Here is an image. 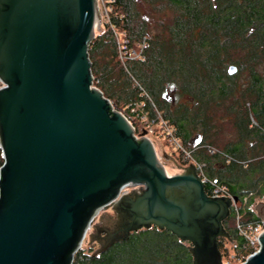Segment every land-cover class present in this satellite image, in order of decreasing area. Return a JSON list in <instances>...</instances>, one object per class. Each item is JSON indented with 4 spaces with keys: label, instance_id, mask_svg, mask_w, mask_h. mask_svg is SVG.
<instances>
[{
    "label": "water",
    "instance_id": "1",
    "mask_svg": "<svg viewBox=\"0 0 264 264\" xmlns=\"http://www.w3.org/2000/svg\"><path fill=\"white\" fill-rule=\"evenodd\" d=\"M100 24L99 0H0V264H73L88 233L97 255L153 226L187 241L193 264H223L240 196L210 195L194 163L160 156L93 84ZM260 242L243 264H264Z\"/></svg>",
    "mask_w": 264,
    "mask_h": 264
},
{
    "label": "trees",
    "instance_id": "2",
    "mask_svg": "<svg viewBox=\"0 0 264 264\" xmlns=\"http://www.w3.org/2000/svg\"><path fill=\"white\" fill-rule=\"evenodd\" d=\"M103 1L105 16L89 47L93 84L132 122L140 117L132 110L137 104L151 115L157 108L184 145L195 148L207 176L240 199L250 196L240 209L243 219L256 217L254 196L264 197V0ZM116 31H125L131 44L146 37L143 57L122 62ZM155 137L158 149L165 139L160 130ZM211 143L218 152H208ZM173 154L179 164L189 163ZM3 162L0 146V167ZM206 189L211 193L210 184ZM236 218L232 209L224 220L232 239L219 237V246L223 256L230 244L244 259L252 249ZM188 245L153 226L97 255L81 248L73 264H193Z\"/></svg>",
    "mask_w": 264,
    "mask_h": 264
},
{
    "label": "built area",
    "instance_id": "3",
    "mask_svg": "<svg viewBox=\"0 0 264 264\" xmlns=\"http://www.w3.org/2000/svg\"><path fill=\"white\" fill-rule=\"evenodd\" d=\"M116 36L118 38V58L125 62L129 58H140L143 57V51L147 45V38L144 37L142 40L130 43V39L125 31H116ZM3 85V82L0 80V86ZM141 104H137L139 116L144 123V128L146 129V135L151 138V135L156 133V129L161 130L165 140L175 149L179 151L182 155L183 160L188 161L189 163H194L197 167L198 173L200 174L202 180L207 184L211 185L212 196H230L234 195L229 191L228 187L222 185L215 180H212L207 176L205 172L206 163L202 160L197 159L194 154L195 148H188L184 145L182 140L176 135L175 127L170 124L167 118L156 108V113L151 115L150 113L140 110ZM155 108V107H154ZM252 123H257L253 116L250 117ZM135 128V127H134ZM144 129V130H145ZM262 130H264L262 128ZM136 134V133H135ZM141 134V133H140ZM140 134H136L140 136ZM153 141V140H152ZM209 153H216L219 151V148L216 143H211L206 145ZM224 153V152H222ZM225 154V153H224ZM227 155V154H225ZM135 185H129L121 188L120 194L128 193L133 189ZM248 197H244L242 200L233 203L232 209L237 212L236 227L239 231V234L243 236L246 240V245L248 248L252 249L253 254L260 250L261 242L260 237L264 232V218L259 216L253 217L249 220H244L240 209L247 203ZM239 257L240 263L243 264L248 257L241 259ZM231 260L223 261V264H230Z\"/></svg>",
    "mask_w": 264,
    "mask_h": 264
},
{
    "label": "rangeland",
    "instance_id": "4",
    "mask_svg": "<svg viewBox=\"0 0 264 264\" xmlns=\"http://www.w3.org/2000/svg\"><path fill=\"white\" fill-rule=\"evenodd\" d=\"M101 1V2H100ZM103 5V8H104V11L106 12V5H105V2L103 0H99V9H100V14H101V22L104 18V11H103V8H102V5ZM133 111H138V108H136V106L132 109ZM123 112V111H122ZM133 122V126L135 127V132H136V129L138 128V133L140 134L145 128H144V123L142 121V119L139 117V119L137 118V116L133 117L132 118ZM137 126V128H136ZM146 130V129H145ZM157 131H159V129H156V133L151 135V139L152 140H156V137L155 135L157 134ZM161 131V130H160ZM164 137V136H163ZM165 139V138H164ZM167 143V144H166ZM158 151V154L160 156H162L163 154V151L167 152L169 155H173L175 156V154H173V147L166 141V140H162V144L160 143V147L158 149H156ZM175 150V149H174ZM179 154H181L179 151H177ZM163 159V158H162ZM177 161V160H176ZM166 168H170V169H173L177 172H180V168L179 166L173 161V160H170L166 163ZM264 199V197H261L259 195H255L254 196V202L256 201H262ZM254 205V204H253ZM237 220V218H236ZM236 220H235V223H236ZM92 230V228L89 230V232ZM89 241V233L87 235V237L85 238L84 242L82 243V245L80 246L79 249L83 248L85 250L86 253H91L93 252L97 247H99V244L98 242L95 240L91 243H88ZM230 247V250H231V253L228 255V256H223V261H230V264H239L240 263V259H239V255L236 253V252H233L232 249H231V246L230 244L228 245ZM78 249V250H79ZM250 255V254H249ZM248 255V256H249ZM247 256V257H248ZM242 259V258H241ZM245 259V258H244Z\"/></svg>",
    "mask_w": 264,
    "mask_h": 264
},
{
    "label": "flooded vegetation",
    "instance_id": "5",
    "mask_svg": "<svg viewBox=\"0 0 264 264\" xmlns=\"http://www.w3.org/2000/svg\"><path fill=\"white\" fill-rule=\"evenodd\" d=\"M258 203V202H257ZM255 203V205L257 204ZM255 214H257V212L254 210ZM111 214H113V210L110 211ZM111 214H107L104 219L100 222L101 225H112V223L114 222V217L111 216ZM258 216V215H256ZM104 234V233H103Z\"/></svg>",
    "mask_w": 264,
    "mask_h": 264
},
{
    "label": "crops",
    "instance_id": "6",
    "mask_svg": "<svg viewBox=\"0 0 264 264\" xmlns=\"http://www.w3.org/2000/svg\"><path fill=\"white\" fill-rule=\"evenodd\" d=\"M245 197H246V196H245ZM247 197H248V201H249V199H250V196H249V195H247ZM240 200H242V199H240ZM248 201H247V203H248ZM256 202H257V201H256ZM256 202H254V201H253V204H255ZM247 203H246V204H247ZM253 204H252V208H253ZM255 215H257V214H255Z\"/></svg>",
    "mask_w": 264,
    "mask_h": 264
}]
</instances>
